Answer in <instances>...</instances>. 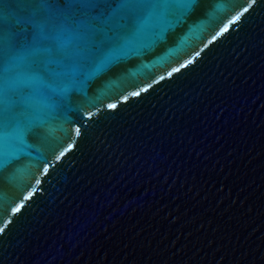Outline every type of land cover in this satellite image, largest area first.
<instances>
[{"label":"water","instance_id":"obj_1","mask_svg":"<svg viewBox=\"0 0 264 264\" xmlns=\"http://www.w3.org/2000/svg\"><path fill=\"white\" fill-rule=\"evenodd\" d=\"M127 2L0 0V264H264V0Z\"/></svg>","mask_w":264,"mask_h":264},{"label":"snow or ice","instance_id":"obj_2","mask_svg":"<svg viewBox=\"0 0 264 264\" xmlns=\"http://www.w3.org/2000/svg\"><path fill=\"white\" fill-rule=\"evenodd\" d=\"M91 8H96L98 6L91 5ZM106 7L110 10L111 15H115L120 13L121 10L124 11V16L121 18H125L127 16H135L139 13L141 9H143V5L139 2V0H129L127 3H116V4H108ZM171 8L172 6H167ZM247 11V9H245ZM103 16V13H99L98 16H94L93 19L99 21V17ZM237 20L240 18L237 17ZM119 27V25H117ZM92 33L96 36V40L91 44L87 51V58H89L92 62L94 67L97 65L98 62H102V58L104 57V53L101 51L102 48L105 46V41L102 39L101 30L95 26L91 28ZM3 32L2 26H0V33ZM27 50L26 49H18L17 45L12 41H5V46L0 48V64L4 65L3 70L5 73V87L4 92H8L11 95L21 96L23 99V89L30 85L31 81L29 78L25 77L24 79H20L19 74L15 76V78L9 77V66H16L18 58L24 54ZM114 62L112 60L110 63H106L104 67L100 70H105L109 64ZM16 102L9 99V108H11ZM109 107H115V105H110ZM15 120V113H10L9 111H0V121H10ZM7 130V129H6ZM25 129L20 125L19 121H16L13 124L11 130L6 131V135H10L12 139L23 143ZM15 211H19V209H15ZM3 229L0 228V232Z\"/></svg>","mask_w":264,"mask_h":264}]
</instances>
